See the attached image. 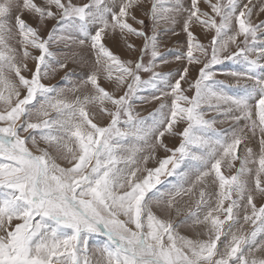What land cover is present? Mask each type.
I'll list each match as a JSON object with an SVG mask.
<instances>
[{
	"label": "snow or ice",
	"instance_id": "1",
	"mask_svg": "<svg viewBox=\"0 0 264 264\" xmlns=\"http://www.w3.org/2000/svg\"><path fill=\"white\" fill-rule=\"evenodd\" d=\"M260 14L264 0H0V264H264ZM50 20L55 25L45 38L41 31ZM178 25L187 50L175 59L201 65L191 81L187 66L178 79L156 71L168 63L161 36L176 35ZM195 27L212 33L208 47ZM117 32L138 59L123 60L106 46V36ZM130 37L142 45L137 48ZM61 42L66 48L90 46L96 70L82 84L92 92H81L69 73L64 80L72 99L43 82L68 68L59 58L68 53L51 47ZM73 55L86 63L83 55ZM224 60L242 64L226 73L244 81L242 94H228L215 79L214 66ZM101 72L122 95L101 85ZM148 89L154 90L150 97L137 96ZM134 97L161 103L140 119ZM92 105L109 117L106 126L95 122ZM208 111L222 119H205ZM181 122L186 126L175 132ZM225 122L233 127L217 131L215 125ZM166 134L182 137L177 148L164 143ZM157 148L171 154L149 168ZM222 166L234 174L226 175ZM165 175L176 178L167 194L157 187ZM196 191L195 210L179 224L153 210L164 206L162 211L180 215L177 199ZM187 225L204 231L196 238L180 234ZM94 234L107 237L95 261L89 250Z\"/></svg>",
	"mask_w": 264,
	"mask_h": 264
},
{
	"label": "rangeland",
	"instance_id": "2",
	"mask_svg": "<svg viewBox=\"0 0 264 264\" xmlns=\"http://www.w3.org/2000/svg\"><path fill=\"white\" fill-rule=\"evenodd\" d=\"M36 2L39 3L40 0H36ZM73 2L80 4V3L87 2V0H73ZM185 2L187 3V0H185ZM25 19H28L29 22L33 26L36 25L35 19L30 18L28 16H25ZM259 19H264V14H260ZM146 23H148L147 20H146ZM54 25H55V21H51V20L47 21L46 26L41 31V35L46 38L48 32L53 28ZM198 28L200 29V32H199ZM176 32H177L176 35L168 34V35H162L161 36L162 43L160 46V51H161L162 56L167 59L168 63H161L157 67L160 69H156V71L161 72V67L163 66V64L164 65L166 64V66H168L167 70H166V67L163 66V68H165V70H163L161 73H164V74L171 73V76L173 79L179 78V75L181 74L183 67L187 66L188 68L189 67L191 68V66H192V65H188L187 61L185 59H181V60L175 59V57L177 55H182L187 50V47H186L187 35H186V33H184L181 30V27L179 25L176 27ZM194 32H195L196 36L198 35L197 38H199V39L201 38L199 33H205L202 30V28H200V27H195ZM211 36H212V33H207L208 38L207 37L205 38V36H204V37H202L204 40L203 41L201 40L200 42L203 43L205 45V47H208L210 44ZM105 39L106 40L104 42H105L106 46H108L116 55L120 56L121 59H123V60H129V59L130 60H136V59H138V53H133L127 49L125 42L120 38V35L118 32L115 35L106 36ZM129 40L132 43H135L137 45V48H139L142 45V41H140L134 37H130ZM13 44H15V41H13ZM54 45L55 46H53V45L51 46L53 51L67 52L68 53L67 57H65L63 55H61L59 57L61 60H66V62L68 64V68L57 69L54 74H50L49 78H47L48 80L46 79L45 84H47L49 86H56V87L63 88L64 96L67 97L68 99H71L70 96L71 95L74 96L75 94L73 92H71L70 90L69 91L67 90V88L70 87L69 85L64 84V83H66L64 80L65 74L69 73L72 76V84H76L78 86H81V88H80L81 92H88V91L92 92L93 89L91 88L90 85H83L82 84V81H83L84 77H86V75L81 74V72H86L89 74L90 72L96 70V66L94 63V53L91 51L90 46L86 43L82 47L78 46V45H72L71 48L69 49V48H66L64 46L63 42H61L59 44H54ZM230 50H235L234 46H232V48ZM32 51L39 54L36 50H32ZM73 53L83 55L84 57H86V63H77L76 57L73 55ZM194 55L199 56L200 53L198 51L194 50ZM148 59H149L148 57H145L146 62ZM31 63H32V61H30V64ZM193 65H196V66L192 67L193 69L189 68V72H194V71L195 72L193 75L189 74V76L186 78V80L191 81L198 76V69L201 67V65L200 64H193ZM170 66H175V67H170ZM241 69H242V64L235 63V62L230 61V60H224L223 63L217 64L214 66L213 70L217 73V75L215 76V79L218 81H223V83L225 85L224 91H226L230 95L242 94V85H243L244 81H240V83L238 84V83H236L237 82L236 78L231 77V76L227 75L226 73H229L231 71H239ZM103 74H104L103 72L100 73V79H101L100 82L102 83V82L106 81L103 87L107 88L106 90H108L109 92H114L115 95H122L124 90L120 89V88H116L115 82L114 81L109 82L108 80H106L104 78ZM78 76H80V78H78ZM141 77H142V79L147 80L149 77V74L141 73ZM13 79H14V77H13ZM50 80H52V81H50ZM60 84H62V85H60ZM181 84H182V88L188 87V83H186L185 81H181ZM66 86H69V87H66ZM153 91L154 90H151V89L144 90L140 93H137V96L150 97L152 95ZM187 94L188 95H194V90L188 92ZM165 98H166V101L170 102V97H165ZM155 101L156 100H151V99H148L147 101H141V100L134 97L132 99L134 113H139V115L146 116V117H144V119H148L150 117V114L155 112L158 108L151 107L152 109H150V107H148V109H145L146 107H144V105H147V104L155 105L156 104ZM93 106H94V107H92L93 110L92 109L91 110L94 113L99 114V112L97 111L98 110L97 106L96 105H93ZM139 107H142L144 109H136ZM207 107H208L207 105L204 106L205 109H207ZM2 109H3V105L0 104V110H2ZM53 115H55V114L53 113ZM213 117H216L218 120L222 119V116L219 113H216L215 111H208L207 115L205 116V119H211ZM33 120L34 121L36 120L35 116L33 117ZM102 120L107 121V116L106 117L103 116ZM232 127L233 126H232L231 122H228V124L227 123H217L215 125L216 130L220 131V132H227ZM40 146L41 147L44 146L42 142H41ZM252 146L254 147V149L256 148L255 142H253ZM241 147L243 148V145ZM31 148H32V146H31ZM33 150H35V149H33ZM236 166L237 167L239 166L238 162H237ZM222 171H224L226 175H231V174H234L235 169L229 170V169L222 166ZM192 178L194 179V177H192ZM209 179H211V178H209ZM166 180L168 181L169 179L167 178ZM168 187H171V184H169ZM198 187H200V186L198 185ZM189 197L190 196H188V198ZM183 198H187V197L184 196ZM197 199H198V197H197ZM180 200H183V199H180ZM244 227L246 228V231H249V232L251 231V228L249 225H245Z\"/></svg>",
	"mask_w": 264,
	"mask_h": 264
},
{
	"label": "crops",
	"instance_id": "3",
	"mask_svg": "<svg viewBox=\"0 0 264 264\" xmlns=\"http://www.w3.org/2000/svg\"><path fill=\"white\" fill-rule=\"evenodd\" d=\"M106 40V39H105ZM203 41V40H202ZM81 52V51H80ZM164 67H166V70H167V67L166 64L164 65ZM163 66L161 67V72L163 70H165V68H163ZM170 67H175V66H170ZM157 69H160V68H157ZM78 78H80V76H78ZM46 79L43 81L45 82ZM61 82V81H60ZM101 83V82H100ZM65 85H69L68 83H64ZM105 82H102L101 85L104 86ZM62 85V84H60ZM66 87H69V86H66ZM107 89V88H106ZM67 90L69 91V88H67ZM89 92V91H88ZM74 96L71 95L70 98L72 99ZM166 100V98H164ZM159 101V102H158ZM156 104L155 105H151V104H147V105H144V107H146L145 109H148V107H150V109H152L151 107H154V108H159V105H160V100H156L155 101ZM92 107H94L93 105L89 107V111L90 113H94L92 110ZM107 107L109 109H111V105H107ZM98 108V106H97ZM92 109V110H91ZM136 109H144L142 107H139V108H136ZM149 109V110H150ZM99 112V108L97 110ZM152 111V110H151ZM106 117L105 115L103 114H98L97 115V120L95 122H98L100 125L102 126H106L109 122H110V119L109 117H107V121H103L102 120V117ZM141 116V117H140ZM144 117L146 116H142V115H139V118L140 119H144ZM228 124V122H225ZM230 125V124H229ZM186 125L181 122L177 125L174 126V131L175 132H180L183 130V128L185 127ZM233 126V125H232ZM168 136H173V135H169V134H166ZM180 139H179V138ZM182 137L179 136V135H174V137L172 138H167L165 136L164 138V143L167 144V146L169 148H173L174 145L179 141V143L181 142V139ZM32 145H29V147L31 148ZM43 147V146H42ZM35 151V150H33ZM167 155H170V153H166L163 149L161 148H157L156 150V153H155V159H150L148 161V164L146 165L147 167H157L158 164H157V160H160V159H163L165 156ZM166 176V175H165ZM169 179L168 181H166V179ZM173 178V179H171ZM164 179V180H163ZM175 177L173 176H166V178H161V181H162V184L161 185H158L157 187L160 188L162 191L165 192V194H167L168 190L170 189V187H168V185L170 184V182H174L175 181ZM164 181H166V183H164ZM164 185V186H163ZM161 186V187H160ZM166 186V187H165ZM198 187V186H197ZM199 188V187H198ZM196 194H192V195H189L190 199L188 198V196H186L187 198H183V197H179L177 199V207H179L181 209V213L180 215H176L175 213V210H161V208H164V206H161V208H156L154 207L153 210L157 213V215H160L162 218L164 219H171L173 221L174 224H179L180 221L184 220L185 217L187 216V213H188V210L191 209V210H195V201L197 200V197H198V194H197V191L195 192ZM180 199H183V200H180ZM192 199V200H191ZM189 201V202H188ZM245 226V225H244ZM244 231H246V228L244 227L243 229ZM204 229H203V226L201 225H187V226H182L180 229H179V232L180 234L184 235V236H187V237H190V238H196V234L197 232H203ZM202 238H206V237H202ZM221 240L223 241L224 240V237L221 238ZM107 243V237L105 236H100L98 234H94L93 236H91L89 238V250H90V259L92 258L93 261L97 260L100 258V253L98 251L99 248H102L105 244Z\"/></svg>",
	"mask_w": 264,
	"mask_h": 264
},
{
	"label": "bare ground",
	"instance_id": "4",
	"mask_svg": "<svg viewBox=\"0 0 264 264\" xmlns=\"http://www.w3.org/2000/svg\"><path fill=\"white\" fill-rule=\"evenodd\" d=\"M202 7H203V5H202ZM198 29H199V28H198ZM202 30H203V29H202ZM203 31H204V30H203ZM196 32H197V31H196ZM199 32H200V29H199ZM204 32H205V31H204ZM195 35H196V34H195ZM199 35L201 36L200 39L198 38L199 41L204 40L202 37H204V36H205V38L207 37V34H206V33H199ZM197 36H198V35H197ZM207 38H208V37H207ZM210 39H211V38H210ZM185 45H186V44H185ZM53 46H55V45H53ZM69 49H70V48H69ZM33 54H34V55H38V54L35 53V52H33ZM31 64H32V65H31ZM31 64H30V61H29V66L34 68V62H32ZM195 66H196V65H192L191 68H192V67H195ZM189 68H190V67H189ZM191 68H190V69H191ZM236 68H237V67H236ZM192 69H193V68H192ZM215 69H216V68H215ZM227 69H228V68H227ZM236 70H237V69H236ZM194 72H195V71H194ZM194 72H189V74H192V75H193ZM81 74L88 75V73H86V72H81ZM103 75H104V74H103ZM54 78H55V77H54ZM54 78H53V79H54ZM230 78H231V77H230ZM103 79H104V78H103ZM219 79H220V78H219ZM47 80H48V79H47ZM57 80H58V79H57ZM100 80H101V79H100ZM230 80H231V79H230ZM50 81H52V80H50ZM53 81H54V80H53ZM55 81H56V80H55ZM58 81H59V80H58ZM45 82H46V81H45ZM45 82H44V83H45ZM104 82H106V81H104ZM50 83H51V82H50ZM236 83H237V82H236ZM233 84H234V83H233ZM89 107H90V106H89ZM165 136H166L167 138H172V137H174V135H173L172 137H171V136H168V135H165ZM164 138H165V137H164ZM178 138H179V137H178ZM179 139H180V138H179ZM181 139H182V138H181ZM179 144H180V143H179V141H178V142L174 145V147H173L172 149L177 148V147L179 146ZM170 154H171V153H170ZM149 168H154V167H151V166H150ZM182 168H183V165H182ZM166 176H167V175H166ZM166 176H161V178H162V177H163V178H166ZM171 179H173V178H171ZM163 180H164V179H163ZM166 181H167V180H166ZM166 181H164V183H166ZM161 184H162V181H161ZM161 184H159V185H161ZM163 186H164V185H163ZM160 187H161V186H160ZM165 187H166V186H165ZM197 188H198V187H197ZM195 194H196V193H195ZM197 194H198V191H197ZM91 259H92V258H91Z\"/></svg>",
	"mask_w": 264,
	"mask_h": 264
}]
</instances>
